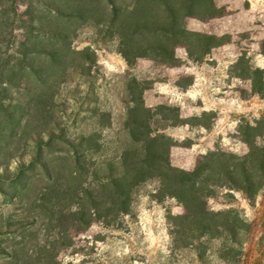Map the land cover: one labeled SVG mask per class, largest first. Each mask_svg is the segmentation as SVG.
Returning a JSON list of instances; mask_svg holds the SVG:
<instances>
[{"label":"rangeland","instance_id":"rangeland-1","mask_svg":"<svg viewBox=\"0 0 264 264\" xmlns=\"http://www.w3.org/2000/svg\"><path fill=\"white\" fill-rule=\"evenodd\" d=\"M57 1L0 0V248L10 253V258L0 256V264H46L44 247L49 243L60 264H202L192 249L171 248L173 220L185 210L168 181L157 175L143 185L134 203L137 220L123 232H106L95 224L82 233L50 234L41 225L43 218L37 220L36 207L42 203L59 212L65 209L59 190L40 176L37 162L64 158L68 147L44 135L45 146L39 148L35 135L44 124L42 117L32 112L24 117L29 99L45 95L46 89L37 78H25L22 65L32 63L36 71L49 66L46 56L31 54V47L50 48L46 37H36ZM115 1L128 11L135 4ZM202 1L209 10L210 0ZM213 3L215 18L184 23L200 36L191 39L200 46L139 50L132 67L119 55L118 39L101 35L102 27L92 21L69 22L72 51L85 52L93 63L71 59L66 65L57 91L60 126L55 133L71 142L94 136L102 150L90 154L88 163H111L130 143L125 127L138 109L152 119L153 137L172 145L151 143L147 158L189 173L210 153L244 157L250 152L248 141L255 138L264 148V100L255 84L256 69L264 75V0ZM41 17L44 24L33 20ZM25 120L31 121L29 127ZM220 193L219 201L208 200L202 210L203 224L211 211L234 209L251 225L240 264H264V195L253 209L242 195L229 202L225 191ZM9 223L22 227H12L15 232L8 234ZM221 233L227 234L226 229ZM198 239L210 248L206 264H225L216 255L221 235L203 232Z\"/></svg>","mask_w":264,"mask_h":264},{"label":"trees","instance_id":"trees-1","mask_svg":"<svg viewBox=\"0 0 264 264\" xmlns=\"http://www.w3.org/2000/svg\"><path fill=\"white\" fill-rule=\"evenodd\" d=\"M53 7L55 10L49 12V22L46 24L42 22L46 20L44 17L33 19L44 24L45 29L36 38L46 37L50 48L34 45L31 54L46 56L50 64L41 71H36L32 63L22 65L24 77L37 78L46 89L45 95L29 99L24 118L29 119L30 112L42 117L44 124L35 135L41 143L40 149L45 146L44 135L49 136L51 142L65 143L68 147L67 151H63L64 158H54L47 163L37 162L42 169L40 176L48 181L49 187L59 190V198L65 209L59 212L54 207L48 209L42 203L36 207L37 220L43 218L41 225L50 234L82 233L95 224L106 232H123L125 226L137 220L134 203L143 185L157 175L168 181L185 210L183 215L173 220L170 233L173 251L192 249L199 261L206 264L210 248L198 241L199 236L206 232L212 237L221 235L222 242L216 255L225 264H240L251 225L234 209L220 213L211 211L204 225L201 212L208 200L219 201L222 195L220 191L223 190L224 200L235 202L237 196L242 195L251 208H256L259 198L264 195V148L258 146L256 138L248 141L250 152L247 156L210 153L189 173L147 158L146 152L151 143L172 145L153 137L150 128L152 119L138 109L129 114L125 127L130 143L111 163H88L90 154H101L102 150L93 142L94 136L71 142L55 133V128L60 126L55 116L57 91L66 78V65L71 59L93 63L85 52L72 51L70 39L74 33L67 27L69 22L92 21L102 27L101 35L118 39V53L132 67L136 64V52L139 50L163 46H200L191 41L193 37L200 39V36L188 31L184 23L192 18H215L217 9L213 0H210L207 11L202 0H135L129 11L126 7L119 8L115 0H59ZM27 70L29 74H26ZM255 78L260 98L264 100V75L260 69H256ZM1 111L11 117L8 108L1 106ZM25 124L29 127L31 121L25 120ZM31 138L34 140V135ZM12 227L19 231L22 224H7L8 234L15 232L11 231ZM223 229L227 234L221 233ZM44 252L47 255L46 264H60L59 255L55 248L51 250L50 243L44 247ZM9 255L7 249L0 248V256Z\"/></svg>","mask_w":264,"mask_h":264}]
</instances>
